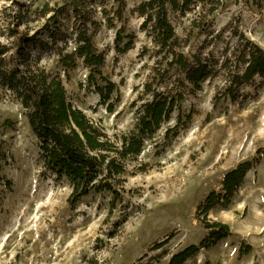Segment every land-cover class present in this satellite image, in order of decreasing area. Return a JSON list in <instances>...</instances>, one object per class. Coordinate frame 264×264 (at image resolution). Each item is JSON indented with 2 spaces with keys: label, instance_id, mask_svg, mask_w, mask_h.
<instances>
[{
  "label": "rangeland",
  "instance_id": "1",
  "mask_svg": "<svg viewBox=\"0 0 264 264\" xmlns=\"http://www.w3.org/2000/svg\"><path fill=\"white\" fill-rule=\"evenodd\" d=\"M17 1L34 10L58 0ZM6 3L0 0V7ZM134 3L127 0L125 22L115 21L113 27L102 23L93 38L105 53L102 75L117 86L111 94L113 112L87 83L89 68L81 58L65 67L55 47L38 45L34 51L45 67L61 74L71 103L108 134L134 125L131 103L142 94L157 58L150 38L140 29L141 18L130 14ZM188 23L177 25L180 35ZM122 25L125 37L119 45L128 36L133 44L117 52L116 33ZM214 25L226 29L211 47L216 56L226 45L233 48L236 37L229 32L234 28L264 49V0L231 4L215 14ZM202 40L194 34L184 52L195 51ZM224 80L221 75L187 94L179 111L127 161L121 196L113 200L107 192L92 193L74 205L67 182L43 171L19 103L2 98L0 264H166L173 253L207 236L203 219L226 223L230 232L182 264H264V77L242 86L236 100L222 95L215 99ZM166 127L169 138H164ZM243 161H251L252 167L231 202L213 207L206 216L198 214L207 194L222 192L224 174Z\"/></svg>",
  "mask_w": 264,
  "mask_h": 264
},
{
  "label": "trees",
  "instance_id": "2",
  "mask_svg": "<svg viewBox=\"0 0 264 264\" xmlns=\"http://www.w3.org/2000/svg\"><path fill=\"white\" fill-rule=\"evenodd\" d=\"M5 1L0 7V100L9 97L19 103L35 138L43 171L67 182L72 205L92 193L107 192L113 200L121 196L127 161L140 154L145 141L179 111L184 97L201 90L204 82L224 75L214 98L222 95L236 100L242 86L256 76L264 77V49L236 28L229 32L236 37L233 48L226 45L221 56L211 49L226 30L215 27V14L239 0H134L130 14L141 18L140 29L150 38L157 58L142 94L131 103L134 125L125 132L108 134L99 122L71 103L61 74L45 67L34 51L38 45L55 47L65 67L81 58L89 68L87 83L106 110L113 112L111 94L117 86L102 75L105 53L93 38L102 23L113 27L115 21H126L127 0H58L34 10L17 0ZM184 20L189 23L180 35L176 27ZM39 21L41 24L36 25ZM123 30L122 25L116 33L117 52H125L133 44L132 36H128L119 45L125 37ZM194 34L203 40L195 51L186 54L184 48ZM191 116L187 114L186 121ZM175 118L180 120L179 113ZM169 131L166 127L164 138H169ZM2 159L0 142V164ZM251 167V161H243L228 170L221 182L222 192L210 191L198 205V214L206 216L217 205L227 206ZM203 221L207 236L200 244L173 253L166 264H182L201 247L230 232L226 223Z\"/></svg>",
  "mask_w": 264,
  "mask_h": 264
}]
</instances>
